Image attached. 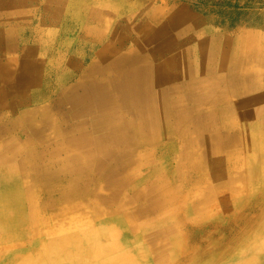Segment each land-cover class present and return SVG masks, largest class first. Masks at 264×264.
I'll list each match as a JSON object with an SVG mask.
<instances>
[{"label": "bare ground", "instance_id": "6f19581e", "mask_svg": "<svg viewBox=\"0 0 264 264\" xmlns=\"http://www.w3.org/2000/svg\"><path fill=\"white\" fill-rule=\"evenodd\" d=\"M185 23L164 25L154 34L149 22L136 26L142 37L150 38L147 50L138 41L127 46L130 34L117 29L108 36L111 42L101 44L99 60L85 70L99 77L72 83L65 98L49 107L45 104L40 119L34 112L32 120L30 114L14 119L12 123L30 135L22 152L18 141L0 148V182L20 168L38 177L46 194L43 200L34 199V185L24 187V215L31 229L45 222L44 217L38 221V209L57 213L60 199L68 202L66 208L91 199L130 207V212H115L126 223L122 224L130 226L134 216L160 206L172 221L182 206L203 216L214 208L220 188L234 194L239 190L231 187L236 179L244 186L252 178L264 177V133L260 138L252 134L264 128L250 130L248 122L264 126V51L244 43L225 45L227 38L216 42L204 41L199 34L189 38ZM181 38L185 41L180 45ZM219 43L229 52L221 54ZM255 61L258 69L249 67ZM237 79L241 83L235 88ZM170 135L182 143L177 169L184 168L186 176L181 184L164 179L168 173L162 166L154 169V152ZM235 147L238 150H232ZM227 165L237 170L229 172ZM220 178H225L222 185ZM103 188L109 190L108 197L102 196ZM185 191L193 195L190 203L179 199ZM147 226L150 231L161 225ZM59 234L49 239L41 260L23 259L20 264H83L84 256L94 264L115 261L116 256L98 259L101 247L86 245L79 232L76 239L73 234ZM119 264H128L127 259L119 256Z\"/></svg>", "mask_w": 264, "mask_h": 264}, {"label": "rangeland", "instance_id": "374dc122", "mask_svg": "<svg viewBox=\"0 0 264 264\" xmlns=\"http://www.w3.org/2000/svg\"><path fill=\"white\" fill-rule=\"evenodd\" d=\"M148 22L150 34L164 25L186 22L184 30L189 38L199 34L209 42L226 37L225 45L244 43L264 51V0H0V148L18 141L22 152L30 133L13 124L14 119L27 114L32 116L30 120L33 114L40 119L45 104L49 107L54 100L65 98L72 83L99 77L96 72L87 75V71L99 60L101 44L111 42L108 36L114 31L130 34L127 46L138 41L147 50L152 45L150 38L142 37L137 28ZM168 29L174 31L172 27ZM184 41L179 39L180 45ZM255 64L256 61L249 67L258 69ZM23 109L28 113L24 114ZM248 122L250 130L264 128L261 122ZM262 132L252 134L260 138ZM181 145L170 135L154 152V169L162 166L168 173L163 178L172 184L183 183L186 176L184 168L177 169ZM227 169L237 170L232 165ZM27 171L17 169L0 182V264H20L23 259L39 261L51 237L65 233L75 238L78 232L86 245L90 242L101 247L98 259L116 256L113 264H119V256L128 264H264V177L252 178L244 186L236 179L231 183V187L239 188L234 194L220 188L214 208L203 216L187 212L182 206L174 211L172 218L176 221H172L160 206L144 216H134V225L130 226L122 224V216L115 213L130 212V207L94 203L91 199L66 208L68 202L60 199L57 213L50 208L38 209V221L45 222L31 229L24 215V187L34 185L37 202L46 194L38 177L27 175ZM223 180L220 178L218 184L222 185ZM101 193L109 196L108 189L103 188ZM192 196L185 191L179 199L189 202ZM157 222L161 226L148 231L147 225ZM156 233L159 234L153 235ZM92 263L84 256L83 264Z\"/></svg>", "mask_w": 264, "mask_h": 264}, {"label": "crops", "instance_id": "0c3cea01", "mask_svg": "<svg viewBox=\"0 0 264 264\" xmlns=\"http://www.w3.org/2000/svg\"><path fill=\"white\" fill-rule=\"evenodd\" d=\"M226 37H220V38H213V39H211L212 41H214V42H216V41H220V40H223V39H225ZM219 44H221V43H219ZM231 46V45H230ZM219 48V50H220V53L221 54H223L224 52H229V50H228V48L227 47H225L224 45H222L221 44V46L220 47H218ZM231 49H233L232 47H231ZM226 50V51H225ZM231 52V51H230ZM239 83H241L240 82V80L239 79H237L234 83H233V87H237L238 85H239Z\"/></svg>", "mask_w": 264, "mask_h": 264}]
</instances>
